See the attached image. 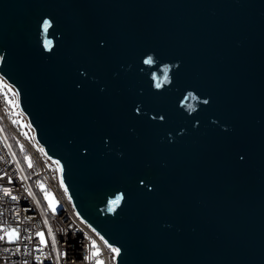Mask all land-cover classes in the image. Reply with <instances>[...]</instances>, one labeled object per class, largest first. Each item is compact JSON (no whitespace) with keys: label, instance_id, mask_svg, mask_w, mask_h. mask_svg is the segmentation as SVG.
I'll return each instance as SVG.
<instances>
[{"label":"water","instance_id":"obj_1","mask_svg":"<svg viewBox=\"0 0 264 264\" xmlns=\"http://www.w3.org/2000/svg\"><path fill=\"white\" fill-rule=\"evenodd\" d=\"M0 75L115 264H264V0H0Z\"/></svg>","mask_w":264,"mask_h":264},{"label":"built area","instance_id":"obj_2","mask_svg":"<svg viewBox=\"0 0 264 264\" xmlns=\"http://www.w3.org/2000/svg\"><path fill=\"white\" fill-rule=\"evenodd\" d=\"M14 114L0 84V264H115L118 247L78 213L59 161L48 155L35 134H25L13 121ZM12 140L25 149L26 163ZM52 195L60 209L48 203L46 196Z\"/></svg>","mask_w":264,"mask_h":264},{"label":"rangeland","instance_id":"obj_3","mask_svg":"<svg viewBox=\"0 0 264 264\" xmlns=\"http://www.w3.org/2000/svg\"><path fill=\"white\" fill-rule=\"evenodd\" d=\"M0 84H1L3 91H5V93L11 98L12 105L15 108L14 118H12L13 121L19 124V126L23 129V131L29 138H34V131L31 128L27 117L21 111V109L17 107L18 95H17L15 88L12 85H10L1 75H0ZM46 197H47L48 203L51 206H54L58 209L61 208V204L57 201L55 196L52 195V196H46Z\"/></svg>","mask_w":264,"mask_h":264},{"label":"trees","instance_id":"obj_4","mask_svg":"<svg viewBox=\"0 0 264 264\" xmlns=\"http://www.w3.org/2000/svg\"><path fill=\"white\" fill-rule=\"evenodd\" d=\"M12 145L20 159V161L24 164L27 162V154L25 149L16 141L12 140Z\"/></svg>","mask_w":264,"mask_h":264},{"label":"snow or ice","instance_id":"obj_5","mask_svg":"<svg viewBox=\"0 0 264 264\" xmlns=\"http://www.w3.org/2000/svg\"><path fill=\"white\" fill-rule=\"evenodd\" d=\"M48 26V22L47 21H45V27H47ZM13 199H15L16 197H12ZM113 203H115V201L113 202ZM51 206V205H50ZM53 210H55V209H53ZM41 235V242H43V234H40ZM113 251L115 252L116 251V249H113Z\"/></svg>","mask_w":264,"mask_h":264}]
</instances>
